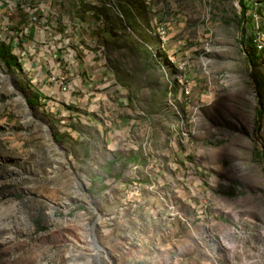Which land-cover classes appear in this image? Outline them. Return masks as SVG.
I'll use <instances>...</instances> for the list:
<instances>
[{
	"label": "rangeland",
	"instance_id": "374dc122",
	"mask_svg": "<svg viewBox=\"0 0 264 264\" xmlns=\"http://www.w3.org/2000/svg\"><path fill=\"white\" fill-rule=\"evenodd\" d=\"M83 7L76 102L0 56V264H264V0Z\"/></svg>",
	"mask_w": 264,
	"mask_h": 264
},
{
	"label": "built area",
	"instance_id": "2783aa9c",
	"mask_svg": "<svg viewBox=\"0 0 264 264\" xmlns=\"http://www.w3.org/2000/svg\"><path fill=\"white\" fill-rule=\"evenodd\" d=\"M67 1L73 0L47 1L44 3H25L23 0V4H15L14 0H0V30L9 31L8 39L12 47L17 46L18 39H26L36 51L38 49L47 55V49H54L56 58H61L63 61L72 59V38L69 36L68 24H75L76 27V18H74V10H66ZM55 6L58 7L62 15L60 12H55ZM3 8L5 13L2 11ZM244 15L246 16V14ZM16 17H28V24L22 28L30 29L32 32H26L23 29L14 31L10 28L1 27L2 19H15ZM54 19H61L63 24L67 26L66 37H59L50 31V22H54ZM85 24L88 25L87 22ZM37 43H39L38 47H36ZM90 56H92L91 53ZM47 82L50 85L61 86L66 96L73 90L70 84H66L65 76L60 75V73L54 79H47Z\"/></svg>",
	"mask_w": 264,
	"mask_h": 264
},
{
	"label": "crops",
	"instance_id": "0c3cea01",
	"mask_svg": "<svg viewBox=\"0 0 264 264\" xmlns=\"http://www.w3.org/2000/svg\"><path fill=\"white\" fill-rule=\"evenodd\" d=\"M16 1V0H15ZM47 1H60V0H26V3H32V2H37V3H44ZM18 4H23V0H21V2L16 1ZM86 0H74V2H67L66 3V10H74V15L76 18V27L75 25H68V31H69V35L72 39H74L73 43H76L77 46L82 47L80 41L82 38H86V27L88 25L85 24L84 20L86 19L84 17V14L82 13L83 11H87L83 5L85 4ZM55 12H60L61 11L58 9L57 6L54 7ZM62 15V13H61ZM60 15V17H61ZM22 19V17H19ZM84 18V19H83ZM82 19V20H81ZM19 20V19H18ZM21 22V20H20ZM23 29V28H22ZM25 30V29H23ZM26 32H30V29L25 30ZM50 31L54 32V34H56L59 37H66L67 36V26H65L63 24L62 20H54V23L50 24ZM32 32V31H31ZM6 41V39H5ZM24 42L21 46V48L18 50L19 52H17L15 59H18L19 62H22V66H23V71H25L28 75V77L30 78L31 81H44L46 82L45 84L42 85V89L45 88L47 90H55L56 88L59 89V87H56L55 84H49L47 82V79H51L53 76H58L59 73H61V69L60 67H63V64L61 63V61H63L61 58L58 59L56 58L57 56H55L54 54L50 55L51 53L47 52V55L38 50L37 51L35 49H33V46H30V44L28 43V40L24 39ZM54 51V50H52ZM74 51L71 50V53H73ZM81 54H83L85 56L86 60L91 61L92 58L90 56V53L86 52L84 49L81 51ZM73 56L75 57L74 53ZM67 61V60H66ZM68 61H79V59H69ZM78 64H74L72 63L70 66L71 68H74L72 71L76 72L77 71V66ZM102 72V78L103 76H106L107 72L105 71H101ZM55 75H52L54 74ZM58 73V74H57ZM75 83V82H74ZM105 85V84H104ZM79 89H81L82 91H86V95L92 99H96L98 97L97 94H91L90 91H88V87L87 86H83L80 87L78 85H76ZM41 90V89H39ZM60 90V89H59ZM56 92V91H54ZM39 93V91H38ZM96 93V92H95ZM40 94V93H39ZM65 95V94H64ZM65 97H70L65 96ZM70 102H76V100H74L73 98H69ZM79 100V99H78ZM93 102V101H92ZM68 104V103H67Z\"/></svg>",
	"mask_w": 264,
	"mask_h": 264
},
{
	"label": "trees",
	"instance_id": "16d2710c",
	"mask_svg": "<svg viewBox=\"0 0 264 264\" xmlns=\"http://www.w3.org/2000/svg\"><path fill=\"white\" fill-rule=\"evenodd\" d=\"M240 2H241V0H240ZM253 5L254 4H251V7L252 8L254 7ZM242 8H243L242 9L243 10L242 13L246 14V10H245L244 5H242ZM254 39L255 38H252V37L249 38V42H250L249 48H250V51L248 50V53H249V55H252V56H256V53L255 52H257L256 46L254 44ZM0 56L4 59V61L7 63V65L9 67L12 66L11 63H9L10 60H14L15 61L14 64H17V61H16L15 57L14 56H11V55H7L5 53V50L4 49H0ZM8 56H10V57H8ZM34 97H36V96H34ZM35 99H37V98H35ZM28 101L30 102V104H36V100L34 101V99H29ZM55 138L57 139V137H55ZM261 155L264 156V149H263Z\"/></svg>",
	"mask_w": 264,
	"mask_h": 264
},
{
	"label": "bare ground",
	"instance_id": "6f19581e",
	"mask_svg": "<svg viewBox=\"0 0 264 264\" xmlns=\"http://www.w3.org/2000/svg\"><path fill=\"white\" fill-rule=\"evenodd\" d=\"M28 1H30V0H28ZM67 2H74V0L73 1H67ZM66 2V3H67ZM14 3H15V0H14ZM25 3H26V0H25ZM17 18H19V17H16L15 19H17ZM74 18H75V15H74ZM3 20V19H2ZM11 20V19H10ZM54 20H61V19H54ZM51 23H54V22H50V24ZM68 25H75V24H68ZM0 31H8V30H0ZM70 36V35H69ZM21 41H24V40H21ZM29 42V41H28ZM73 42H74V39H72V47H73ZM17 48H18V42H17ZM47 50H54V49H47ZM72 55V59H74V57H73V54H71ZM56 87H61V86H56Z\"/></svg>",
	"mask_w": 264,
	"mask_h": 264
}]
</instances>
